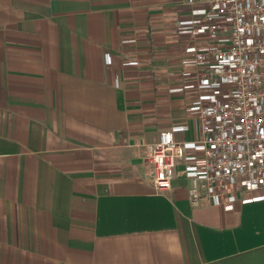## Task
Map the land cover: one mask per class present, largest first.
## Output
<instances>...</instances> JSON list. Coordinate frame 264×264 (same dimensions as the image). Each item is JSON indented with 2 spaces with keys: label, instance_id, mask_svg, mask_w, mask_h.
<instances>
[{
  "label": "crops",
  "instance_id": "obj_1",
  "mask_svg": "<svg viewBox=\"0 0 264 264\" xmlns=\"http://www.w3.org/2000/svg\"><path fill=\"white\" fill-rule=\"evenodd\" d=\"M208 1L0 0V264H264V188L193 206L180 173L205 90L177 30Z\"/></svg>",
  "mask_w": 264,
  "mask_h": 264
},
{
  "label": "built area",
  "instance_id": "obj_2",
  "mask_svg": "<svg viewBox=\"0 0 264 264\" xmlns=\"http://www.w3.org/2000/svg\"><path fill=\"white\" fill-rule=\"evenodd\" d=\"M177 32L186 37L184 62L197 67L205 90L187 108L202 153L180 170L190 180L191 205L223 204L235 189L264 188V0H209ZM144 155L152 186L169 189L184 144L164 129Z\"/></svg>",
  "mask_w": 264,
  "mask_h": 264
},
{
  "label": "rangeland",
  "instance_id": "obj_3",
  "mask_svg": "<svg viewBox=\"0 0 264 264\" xmlns=\"http://www.w3.org/2000/svg\"><path fill=\"white\" fill-rule=\"evenodd\" d=\"M205 5V4H204ZM204 5H202V6H204Z\"/></svg>",
  "mask_w": 264,
  "mask_h": 264
}]
</instances>
